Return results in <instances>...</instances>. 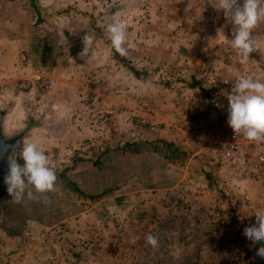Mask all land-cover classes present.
<instances>
[{
	"label": "rangeland",
	"instance_id": "obj_1",
	"mask_svg": "<svg viewBox=\"0 0 264 264\" xmlns=\"http://www.w3.org/2000/svg\"><path fill=\"white\" fill-rule=\"evenodd\" d=\"M32 1L40 22L30 0H0V133H22L5 161L22 164L23 141H38L79 192L58 175L32 201L6 191L0 264H264V242L243 235L264 207V183L219 168L203 149L219 134L234 74L264 76V23L252 33L260 50L240 65L216 0ZM116 18L130 41L117 54L144 81L113 57ZM86 32L96 39L85 55ZM176 121L181 140L158 138Z\"/></svg>",
	"mask_w": 264,
	"mask_h": 264
},
{
	"label": "clouds",
	"instance_id": "obj_2",
	"mask_svg": "<svg viewBox=\"0 0 264 264\" xmlns=\"http://www.w3.org/2000/svg\"><path fill=\"white\" fill-rule=\"evenodd\" d=\"M214 7L222 10L233 25V39L230 47L237 53V62L247 65L249 54L260 50L261 43L253 30L264 23V0H216ZM128 24L125 19L116 18L107 25V33L112 48L121 56L127 55L130 41L127 39ZM83 53L92 52L95 35L83 36ZM226 39V38H225ZM235 84L228 99V124L234 133L242 135L246 140L264 143V76H251L235 73ZM19 143V142H17ZM9 145L0 147V153L7 151ZM18 163L16 158L8 160V171L4 177L7 192L14 203H21L25 199H37L36 194H45L55 190L57 175L54 165L50 164L49 157L38 141H23ZM47 200V197H45ZM255 225L244 228L243 235L253 242H264V207L254 212ZM139 237H133L129 243L135 244ZM146 243L155 248L159 240L148 233ZM264 258V246L256 253Z\"/></svg>",
	"mask_w": 264,
	"mask_h": 264
},
{
	"label": "built area",
	"instance_id": "obj_3",
	"mask_svg": "<svg viewBox=\"0 0 264 264\" xmlns=\"http://www.w3.org/2000/svg\"><path fill=\"white\" fill-rule=\"evenodd\" d=\"M219 106V134L206 139L203 149L215 162L242 167L251 178L264 183V143L248 141L234 133L227 122L228 99L220 102ZM182 125V122L176 121L173 128L182 129ZM192 136V141H195L196 136Z\"/></svg>",
	"mask_w": 264,
	"mask_h": 264
},
{
	"label": "trees",
	"instance_id": "obj_4",
	"mask_svg": "<svg viewBox=\"0 0 264 264\" xmlns=\"http://www.w3.org/2000/svg\"><path fill=\"white\" fill-rule=\"evenodd\" d=\"M30 3H31V6L33 8V11L35 13V22H40L41 21V17L38 13V10H37V7L36 5L34 4V2L32 0H30ZM113 57L115 59H117L118 61L121 62V64L128 70L129 74L139 80V81H144L146 80L147 78V72L145 70H140V69H137L135 68L133 65H131L125 58L119 56L117 54V52H113ZM196 85H199L198 82H195L193 80V84H189L188 86H196ZM217 90V88H212L210 91H215ZM188 121H192V118H187ZM192 123V122H191ZM58 175V177H61L66 184H68L73 190L75 191H78V188L75 186V184L73 182H71L64 174V170L60 171L59 174H56ZM179 264H187V261L183 260L182 262H180Z\"/></svg>",
	"mask_w": 264,
	"mask_h": 264
},
{
	"label": "water",
	"instance_id": "obj_5",
	"mask_svg": "<svg viewBox=\"0 0 264 264\" xmlns=\"http://www.w3.org/2000/svg\"><path fill=\"white\" fill-rule=\"evenodd\" d=\"M21 138L22 133H18L17 135L11 138H4L0 133V147L3 145H9L10 147L7 151L0 153V198L6 194V187L1 184L4 181V177L8 171V163L5 161L9 153L13 150H17L21 146ZM19 142V143H17Z\"/></svg>",
	"mask_w": 264,
	"mask_h": 264
},
{
	"label": "crops",
	"instance_id": "obj_6",
	"mask_svg": "<svg viewBox=\"0 0 264 264\" xmlns=\"http://www.w3.org/2000/svg\"><path fill=\"white\" fill-rule=\"evenodd\" d=\"M172 131L173 132L172 133H169L170 135H168L167 132L163 130L162 132H160L158 134V138L167 137L166 139H169V141H173L174 143H177L176 141L181 140V138L183 137V136L181 137V134L178 132V131H182V129H176V128H174V130H172ZM187 133H189V132H187ZM208 138H210V137H207L206 139L208 140ZM218 165L220 166L219 168H221V167L222 168H228L226 166L235 167L237 170H239V172H240V173H238L239 175L247 176L248 177V174L246 173V171L242 167H238V166H235V165H226V164H223V163H218Z\"/></svg>",
	"mask_w": 264,
	"mask_h": 264
}]
</instances>
